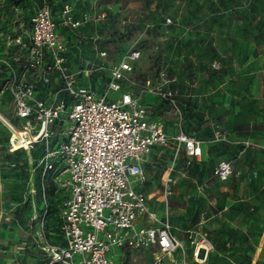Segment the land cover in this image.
I'll return each mask as SVG.
<instances>
[{
	"label": "rangeland",
	"instance_id": "374dc122",
	"mask_svg": "<svg viewBox=\"0 0 264 264\" xmlns=\"http://www.w3.org/2000/svg\"><path fill=\"white\" fill-rule=\"evenodd\" d=\"M67 45V65L77 71L106 52L110 66L129 50H139L124 89H131L172 136L182 130L202 142V160L186 167L176 159L168 204L172 233L184 250H176L166 264H264V0H46ZM42 0H0V25L29 29L31 13ZM70 6L75 27L61 23L59 10ZM166 19H170L168 23ZM216 62V67L212 63ZM161 70L175 81L179 99L206 111L222 138L209 130L201 113L180 106L179 111L156 96L143 94V81L157 82ZM106 82L77 76L79 86L94 84L97 93ZM120 92H111L115 98ZM10 96L1 93V113L11 118ZM185 102V101H184ZM186 103V105H189ZM32 154L9 152L0 145V252L15 258L12 264H41L37 226L52 244H61V202L66 191L58 179L29 164ZM227 160L232 174L225 181L215 167ZM169 148L154 147L144 156L142 185L151 196L148 208L159 218L164 212L161 176L172 164ZM33 176L36 216L32 212L30 180ZM69 174H64L66 180ZM38 181V182H37ZM41 182V183H40ZM132 187L139 184L131 178ZM195 232L206 247L197 249L188 237ZM198 248V246L196 245ZM14 256V257H13ZM157 249L111 248L114 264H154ZM199 257L201 262L195 259ZM254 260V261H253Z\"/></svg>",
	"mask_w": 264,
	"mask_h": 264
},
{
	"label": "built area",
	"instance_id": "2783aa9c",
	"mask_svg": "<svg viewBox=\"0 0 264 264\" xmlns=\"http://www.w3.org/2000/svg\"><path fill=\"white\" fill-rule=\"evenodd\" d=\"M59 17L65 26L78 25L68 3L61 6ZM29 25L28 30L0 25V86L1 93L7 91L10 96L12 112L7 118L0 111V139L11 153L38 152L29 164L32 172L41 170L42 188L43 178L51 174L67 194L61 202L63 242L50 243L37 227V240L44 236L48 242L45 246L38 241L37 248L45 257L41 264H114L111 248L142 245L157 249L154 264H166L164 258L171 252L184 250L172 233L168 212L176 159L181 155L190 168L201 160L202 143L182 130L169 136L150 119L141 97L123 88L139 50H129L110 66L104 64L106 52L98 50L97 60L86 61L74 72L67 65V45L46 0L31 13ZM103 73L106 82L100 94L90 84L76 83L77 76L93 79ZM174 81L161 70L157 82L144 79L143 94L156 96L179 111V94L171 86ZM111 92L120 93L112 98ZM210 129L222 138L215 123L211 122ZM157 146L169 148L173 156L161 176V218L153 205L148 208L151 196L142 189V159ZM64 174H69L66 180H62ZM231 174V162L222 160L216 165L220 181ZM131 178L137 187H132ZM188 233L197 255L206 238L192 230Z\"/></svg>",
	"mask_w": 264,
	"mask_h": 264
},
{
	"label": "crops",
	"instance_id": "0c3cea01",
	"mask_svg": "<svg viewBox=\"0 0 264 264\" xmlns=\"http://www.w3.org/2000/svg\"><path fill=\"white\" fill-rule=\"evenodd\" d=\"M0 77H2V75H0ZM0 83H1V80H0ZM95 84V83H94ZM94 84L92 85V86H94ZM180 100V106H182L183 108H187V109H191L192 111H195V112H198V113H201L202 115H203V118H204V120L205 121H207V125H208V128H209V130L211 131V129H210V124H211V122H213L212 120H211V118H209V116H208V114H207V112L206 111H203V110H201V109H199L198 107H193V105L192 104H190L188 101H186V100H181V99H179ZM186 103H189V105H186ZM7 106H9V102H8V104H7ZM0 108H1V104H0ZM214 123V122H213ZM189 134V133H188ZM202 143V142H201ZM0 145H2V139H0ZM202 146V156H203V145H201ZM201 160H202V157H201ZM200 160V161H201ZM199 161V162H200ZM198 163V162H197ZM32 178H33V176H32ZM33 186H34V189H35V185H34V181H33ZM146 192V191H145ZM67 195V194H66ZM36 197H37V194H36V192H35V200H36ZM30 199H32V196H31V193H30ZM2 239H3V234L2 233H0V250H1V241H2ZM3 247V246H2ZM3 252H5V250H3ZM3 252L1 253L0 252V264H12L11 262H14L16 259L15 258H7L6 256H5V254H3ZM14 257V256H13ZM254 261V260H253Z\"/></svg>",
	"mask_w": 264,
	"mask_h": 264
},
{
	"label": "bare ground",
	"instance_id": "6f19581e",
	"mask_svg": "<svg viewBox=\"0 0 264 264\" xmlns=\"http://www.w3.org/2000/svg\"><path fill=\"white\" fill-rule=\"evenodd\" d=\"M149 94V93H148ZM149 95H151V94H149ZM152 96V95H151ZM29 191H30V193H31V196H32V212H33V215H35L36 216V204H35V191H34V186H33V178L31 177V180H30V189H29ZM36 226H37V224H36ZM38 227V226H37ZM38 241H39V243H42L43 242V244L45 245V246H48V242H47V240L44 238V236H39V238H38ZM201 247H206V246H204V245H202V246H199V248H201ZM173 254H174V252H171L170 254H169V257H171L172 258V260H174V256H173ZM197 262H201V260L199 259V257L197 256L196 257V259H195ZM202 263V262H201Z\"/></svg>",
	"mask_w": 264,
	"mask_h": 264
},
{
	"label": "trees",
	"instance_id": "16d2710c",
	"mask_svg": "<svg viewBox=\"0 0 264 264\" xmlns=\"http://www.w3.org/2000/svg\"><path fill=\"white\" fill-rule=\"evenodd\" d=\"M53 12V11H52ZM185 132V131H184ZM187 133V132H186ZM17 152H23V151H17ZM151 153V152H150ZM32 154V157L33 159L35 160L37 157H38V152L34 151L31 153ZM197 163L195 162L191 167L195 166ZM143 189V187H142ZM144 190V189H143ZM145 191V190H144ZM37 194V193H36Z\"/></svg>",
	"mask_w": 264,
	"mask_h": 264
}]
</instances>
